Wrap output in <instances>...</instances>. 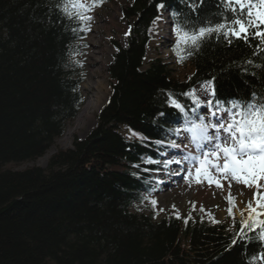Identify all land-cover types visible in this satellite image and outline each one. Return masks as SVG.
I'll use <instances>...</instances> for the list:
<instances>
[{"label": "trees", "instance_id": "trees-1", "mask_svg": "<svg viewBox=\"0 0 264 264\" xmlns=\"http://www.w3.org/2000/svg\"><path fill=\"white\" fill-rule=\"evenodd\" d=\"M161 2L172 23L179 12L190 27L233 18L222 0H196L195 12L190 0H133L122 9L130 30L126 46L115 45L96 127L44 168L19 169L44 157L83 105L87 31L65 16L62 0H0V264H248L264 251L254 233L229 247L240 227L232 216L224 224L191 210L157 219L146 203L145 169L156 165L144 161L156 160L155 141L184 124L168 93L185 104L188 121L181 94L213 77L218 97H264V45L252 36L229 44L213 35L183 63L174 42L176 62L191 69L185 82L161 58L145 60Z\"/></svg>", "mask_w": 264, "mask_h": 264}, {"label": "snow or ice", "instance_id": "snow-or-ice-1", "mask_svg": "<svg viewBox=\"0 0 264 264\" xmlns=\"http://www.w3.org/2000/svg\"><path fill=\"white\" fill-rule=\"evenodd\" d=\"M102 0H90V3L84 0H62L58 5L70 20H77L82 25L81 31L90 30L86 25L92 19L87 15L93 7L100 6ZM203 0H200V4ZM226 11L233 14L231 20L227 15H223V21L213 24L207 21L195 27H190L191 21L185 19L183 22L179 19V12H172L173 34L175 43L173 52L177 55L179 63L190 58L195 52L199 51L203 42L209 37L215 35L217 40L221 36L230 44L232 38L248 41L249 36L259 40L264 45V0H222ZM193 12L199 6L196 0H190L188 5ZM158 9L166 7L164 2L157 5ZM162 16H158L157 20ZM155 22V21H154ZM264 50V49H259ZM251 63V61H249ZM191 79V78H189ZM215 77L206 80L201 85V91L209 98L204 103L196 95V90L187 91L181 95L185 99H191L194 107L191 109L196 114V119L189 122L187 119L188 109L185 104L180 102L175 95L168 93L167 103L170 108L177 110L184 117L183 128L170 130L174 135L187 133L184 138L188 139V145L177 143L176 140H169L167 147L181 150L184 154L179 158L166 159L163 161L164 167L175 163L184 169V179L189 181L194 179L195 183L200 184L206 181L209 185L215 184L218 188H223L221 180L241 183L246 187H256L253 194V201L247 204L248 217L240 223L239 231L236 232L232 244L238 241L251 242L252 237L249 233L256 234V238L264 245V97L257 98L255 93L251 98L242 96L218 97L216 94ZM202 109L207 110V117L202 113ZM161 116L166 115L161 112ZM131 136L139 134L129 129ZM156 145L165 147L162 140H156ZM189 146L192 151H189ZM148 164H160L161 161L153 160L151 157L144 161ZM187 165L186 168L184 166ZM135 167H138L136 165ZM145 171H149L145 169ZM179 174V173H177ZM149 199L155 207L157 201ZM229 207L227 212L233 216L235 207L234 198L229 192ZM195 207V205H193ZM203 211V208H201ZM160 211H163L161 209ZM243 216V212L241 213ZM233 221L235 224L234 216ZM187 223V221H185ZM215 222V221H214ZM264 264V251L254 254L248 261V264Z\"/></svg>", "mask_w": 264, "mask_h": 264}, {"label": "rangeland", "instance_id": "rangeland-1", "mask_svg": "<svg viewBox=\"0 0 264 264\" xmlns=\"http://www.w3.org/2000/svg\"><path fill=\"white\" fill-rule=\"evenodd\" d=\"M132 1L133 0H110L109 3L104 6L94 7L91 12L88 13L92 19L88 22V28L90 30L87 31L85 55L81 61L82 68L84 69V80L80 87L83 107L85 106V108L82 110L83 107L81 105L75 118L65 128L62 136L55 141L54 147L51 148L44 157L40 158L35 163L22 165L19 169L31 166L44 168L47 159L56 150L70 148L74 139H85L96 127L97 116L108 102L111 93V83L107 74L108 65L111 63L112 57L116 53L115 45L119 47L124 46L125 39L128 35L129 26L123 19L122 9L128 7ZM160 16H162V18L159 20L156 19L149 29L150 40L147 45L146 59L156 57L162 58L163 60L166 59L164 62L169 64L170 68L173 70L174 77L179 81L185 82L191 73V69L187 65L180 66L177 64L169 53V49L175 38L170 32L166 18L163 15ZM202 84L195 86L193 89L196 90V95L202 102L206 103L209 97L201 91ZM99 99L100 101H97ZM188 100L191 102V99ZM204 114L207 117V110L204 111ZM186 135L188 134L182 132L180 136L175 135L170 140H176L177 143L188 145V139L184 138ZM188 150L192 151L193 149L189 146ZM182 154H184L183 149L176 150L165 146L159 156V158H161V163L157 164V171L150 174L153 185L151 187L152 192L148 197L157 201L155 207L152 205L157 219L168 215L183 217L191 210L193 214H201L213 222H223L225 219V206L229 192H231V196L234 198L235 217L241 221L247 219L248 202L253 201V207H255V202L253 200V194L256 192L255 186L250 188L241 183L232 181L231 187L229 188V181L221 180L223 188H218L215 184L209 185L206 181L200 184L195 183L194 179L186 181L183 178L185 174L184 169L179 165V168H172L174 173L172 176H177L178 181L168 180L170 189L166 190V193H164L162 180L166 176L163 175L161 170V168L164 167L163 161L165 158H179ZM186 167L187 165L184 166V168ZM260 183L264 184V181H260ZM261 191L264 192V188H262ZM146 200L150 201L149 199ZM193 205H195V207ZM201 208H203V211ZM161 209H163V211H160ZM242 212L243 216L241 214ZM262 219H264V217H262Z\"/></svg>", "mask_w": 264, "mask_h": 264}, {"label": "bare ground", "instance_id": "bare-ground-1", "mask_svg": "<svg viewBox=\"0 0 264 264\" xmlns=\"http://www.w3.org/2000/svg\"><path fill=\"white\" fill-rule=\"evenodd\" d=\"M97 101H100V99L97 100ZM82 107H83V105H82ZM84 108H85V106L82 108V110H84ZM167 159H169V158H167ZM178 167H180V166L175 164V163H173V164L169 165L167 168H165V167L162 168L163 175L166 176L162 180L163 181L162 185H163V189H164L163 191H165L164 193H166V190L170 189L169 188L170 185L168 183V180L169 181H176V182L178 181V177L177 176H172V174H174L172 168H178Z\"/></svg>", "mask_w": 264, "mask_h": 264}]
</instances>
